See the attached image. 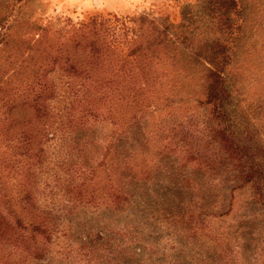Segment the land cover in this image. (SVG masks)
I'll list each match as a JSON object with an SVG mask.
<instances>
[{
    "label": "rangeland",
    "instance_id": "374dc122",
    "mask_svg": "<svg viewBox=\"0 0 264 264\" xmlns=\"http://www.w3.org/2000/svg\"><path fill=\"white\" fill-rule=\"evenodd\" d=\"M128 1L129 8H115L125 3L0 0V66L18 70L3 82L0 70V180L18 201L22 180L35 178L38 209L56 226L49 241L34 242L38 251L16 254L14 264H264V182L233 169L208 171L204 77L196 72L173 87L175 67L197 68L174 51L166 29L186 36L200 25L199 33L227 36L217 19L224 0ZM197 47L207 50L210 43ZM61 53L82 56L78 83L86 93L78 96V112L47 110L44 125L29 109L34 91L25 68ZM235 69L244 75L236 84L246 98L264 90V42ZM49 130L56 131L41 133ZM171 137L173 147L164 149ZM183 143L191 147L186 152ZM42 146L37 157L22 155ZM103 154L132 156L146 171V191L128 209L104 207L110 201L103 168L94 178L99 199L90 196L92 186L72 191L71 202L65 194L66 182L80 181L78 166L92 169Z\"/></svg>",
    "mask_w": 264,
    "mask_h": 264
},
{
    "label": "trees",
    "instance_id": "16d2710c",
    "mask_svg": "<svg viewBox=\"0 0 264 264\" xmlns=\"http://www.w3.org/2000/svg\"><path fill=\"white\" fill-rule=\"evenodd\" d=\"M215 1L222 2L214 0V3ZM222 3L226 5L224 8H219L217 14L222 15V18L218 17L217 19L222 20L221 23L225 29L227 25V36L208 34L204 30L199 33L200 25L197 27L194 25L186 36L185 34L176 35L166 29L165 33L170 34L172 38L174 51L197 68V70L191 71L189 68L183 70L182 67H175L173 87L179 84L180 78H195L196 72L201 74L200 80L204 77L205 100L202 107H206L208 111L205 114L211 116H209L210 123L207 130L210 150H208L207 161L204 162L208 171L218 175L233 169L246 177L247 181L250 178L264 182L260 179V177L264 179V90L258 88L257 91L249 95L250 98H246L245 88L236 84V81L244 78V75L235 69L242 62L243 56L253 55L259 44L264 42L259 31L264 29L259 21V18L264 16V1L224 0ZM212 11H215L213 7ZM194 41L199 44L210 43V48L204 50L197 47L199 44ZM27 80L30 92L31 88L34 91L33 99L28 102L29 109L35 115L34 119L44 120L42 124L46 125L47 110H50L49 101L52 99L50 87L42 83L36 85V82L30 81L29 77ZM40 89H43L42 93L45 95H40ZM85 93L83 87L78 89V96ZM67 114L69 113L67 112ZM64 117L71 118L69 115ZM132 123L133 121L128 122L126 127L128 128ZM59 125L60 123L55 127H60ZM55 131L49 130L41 133L52 136ZM173 143L171 137L170 141L163 145V148L171 150L170 147H173ZM187 148L191 147L188 143H183L182 150L186 152ZM40 149H45V147L31 148V150L37 151L24 152L22 155L28 158L37 157ZM195 151L197 150L195 149ZM33 153L35 154L31 157L30 155ZM124 156L125 154L117 159L114 158V155L104 158L103 154L101 161L92 169L78 166L75 171L78 170V180L80 181L78 183L69 181L64 184L69 202L76 198L72 191L78 190V194H81L82 191L87 190L88 186L93 188L89 192L90 196L95 200L99 199L101 195H98L99 187H97L98 183L94 178L98 172L97 169L103 168L106 172L105 187L109 193L106 201H110L104 207L110 206L117 210L128 209L127 207L133 204V199L139 197L138 193L146 191L142 185L144 180L141 181L146 171L143 170L141 164L133 161L132 156L126 159ZM191 158L195 157L192 155ZM82 172L84 173L82 174ZM189 180L186 178V181L189 182ZM20 185L24 195L15 201L14 195L8 192L5 182L0 180V264H14L13 257L16 254L23 253L25 258L32 256L38 251L34 242H38L39 237L49 241L48 236L55 231L54 223L44 214V211L38 209L37 202L40 194L36 192L37 180L25 176ZM47 185L45 184V186ZM173 186L179 187L177 183H174ZM189 186L192 189L196 187L190 184ZM81 189L82 191H80ZM260 189L264 191V183ZM187 201L190 205V200ZM178 202V204L181 203ZM201 210L205 212V209L201 208ZM170 214L177 217L179 215L186 216L187 219L192 215L188 212L174 211ZM24 216L28 217V223L23 221Z\"/></svg>",
    "mask_w": 264,
    "mask_h": 264
},
{
    "label": "crops",
    "instance_id": "0c3cea01",
    "mask_svg": "<svg viewBox=\"0 0 264 264\" xmlns=\"http://www.w3.org/2000/svg\"><path fill=\"white\" fill-rule=\"evenodd\" d=\"M120 1L125 4L114 6L115 8H129L130 1ZM137 1L140 0H135V2ZM134 9H136V6H134ZM80 57L82 56H78V53L54 54L45 57L48 62L44 60L42 65L32 62V64H28L25 68L30 81L36 82V85L42 83L50 87L52 99L49 102L53 105L50 106L51 111H64L66 113L78 111V89L82 87V84L78 83V81L80 82L78 71H85L82 65L83 63L81 62L83 60L78 62V58ZM0 70H2V75L0 74L2 76V82L16 75L18 71L4 63L3 65L1 64Z\"/></svg>",
    "mask_w": 264,
    "mask_h": 264
}]
</instances>
